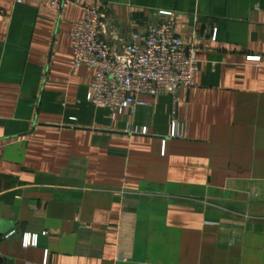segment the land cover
Returning <instances> with one entry per match:
<instances>
[{"label": "crops", "instance_id": "1", "mask_svg": "<svg viewBox=\"0 0 264 264\" xmlns=\"http://www.w3.org/2000/svg\"><path fill=\"white\" fill-rule=\"evenodd\" d=\"M96 6L120 48L172 12L193 88L115 118L89 102L70 31ZM46 258L264 264V0H0V264Z\"/></svg>", "mask_w": 264, "mask_h": 264}, {"label": "built area", "instance_id": "2", "mask_svg": "<svg viewBox=\"0 0 264 264\" xmlns=\"http://www.w3.org/2000/svg\"><path fill=\"white\" fill-rule=\"evenodd\" d=\"M26 1L48 3L58 9L65 3V0H15V3ZM160 14L166 17L133 33L131 42L121 48L117 44L124 40L113 27L107 6L87 8L85 17L71 23L72 68L87 67L91 71L87 100L107 107L113 118L138 106L150 105L141 99L144 95L176 94L195 84L198 69L195 46L180 38L172 12ZM250 58L259 61L261 56ZM171 127V137L183 136L184 127L175 117ZM37 243L38 235L25 237L26 246ZM43 264H47V258Z\"/></svg>", "mask_w": 264, "mask_h": 264}]
</instances>
